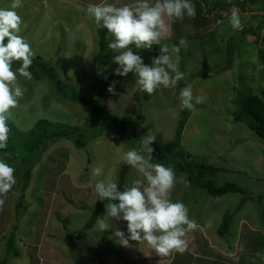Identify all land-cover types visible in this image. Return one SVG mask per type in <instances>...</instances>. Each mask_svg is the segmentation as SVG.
<instances>
[{
    "label": "rangeland",
    "instance_id": "1",
    "mask_svg": "<svg viewBox=\"0 0 264 264\" xmlns=\"http://www.w3.org/2000/svg\"><path fill=\"white\" fill-rule=\"evenodd\" d=\"M93 2L24 0L19 12L27 28L22 34L35 51L33 60L40 57L51 65L83 101L98 99L109 79L101 97L109 115L138 119L147 135L155 137L156 145L179 139L197 163L204 161L217 168L218 183H235L244 195L214 198L194 185L185 195L187 176L176 171L184 182L176 183L171 198L182 200L198 224L188 233V251L182 254L159 257L136 241H130L132 247L127 248L116 244L113 229L102 232L95 225L84 230L97 204L95 180L104 178H92L91 168L102 166L106 174L112 170L115 181L121 186L127 184L135 172L119 157L130 148L116 132L105 130L84 150L77 149L72 140L60 139L47 144L33 159L23 146L38 121L63 123L71 137L87 138L98 135L99 123L86 106L66 100L50 80L20 78L26 92L12 110L3 157L16 169V184L0 208L1 222L2 215L7 216L4 227L1 225L0 258L7 259L2 264H264V253L259 249L264 240V140L232 115L244 95L252 93L264 101V0H232L244 21L243 31L236 32L227 22L228 0H193L196 16L174 20L175 27L169 21L172 29L162 41L172 45L180 38L186 40L178 55L180 70L187 75L176 86L162 88L151 97L134 85L132 73L127 77L115 75L114 53L101 72L96 59L99 32L86 15L87 4ZM9 3L0 0V6ZM159 47L154 45L151 52L142 53L146 63L149 56L159 54ZM113 81L115 94L108 91ZM189 83L194 96L204 97L205 102L193 110H181L178 93ZM185 115L188 118L184 122ZM180 164L185 165L186 160ZM26 176H30V184L24 190ZM226 212L233 215V224L228 234L220 237L217 231ZM113 223L126 232V222ZM76 234L81 238L72 246L68 238ZM103 236L122 252L117 261ZM241 245L243 253L239 251Z\"/></svg>",
    "mask_w": 264,
    "mask_h": 264
},
{
    "label": "clouds",
    "instance_id": "2",
    "mask_svg": "<svg viewBox=\"0 0 264 264\" xmlns=\"http://www.w3.org/2000/svg\"><path fill=\"white\" fill-rule=\"evenodd\" d=\"M228 3L230 28L234 32L243 31L240 8L232 0ZM23 7L24 0H10L7 6H0V208L16 184V169L3 158L9 142L8 122L12 110L25 96L26 88L20 78L32 80L30 69L35 56L32 44L22 34L27 28L19 12ZM196 14L193 0H95L86 7L87 19L97 29L106 30L108 48L115 54L112 57L117 65L115 75L127 77L132 73L134 85L150 97L185 79L187 74L180 70L178 54L186 47V40L180 38L172 45L162 41L168 37L169 21ZM154 45H160L159 54L149 56L146 63L142 53L151 52ZM15 62L19 66L14 68ZM115 85L113 81L108 86L110 93L115 94ZM178 99L181 110H193L205 102L204 97L194 96L190 83L179 90ZM154 140L155 137L147 136L137 147L120 154L119 159L135 172L123 186L112 178V170L106 174L102 166L91 168L92 178L104 177L94 184L97 201L104 202V214L97 216L96 227L102 232L113 229V241L122 247H132L130 241H136L157 256L168 257L174 252L188 251V233L198 224L190 218L189 208L182 200L171 198L176 183L184 179L177 176L173 167L154 162ZM114 220L126 222V232L117 228ZM239 251H245L242 245Z\"/></svg>",
    "mask_w": 264,
    "mask_h": 264
},
{
    "label": "trees",
    "instance_id": "3",
    "mask_svg": "<svg viewBox=\"0 0 264 264\" xmlns=\"http://www.w3.org/2000/svg\"><path fill=\"white\" fill-rule=\"evenodd\" d=\"M216 10L217 8L215 9V11ZM209 14H211V11H209ZM215 19L216 18L214 17V20ZM98 32L100 37V49L96 59L101 72H103L109 61V57L112 54V50L108 48L106 30L98 29ZM18 66L19 62H15L13 65L14 68ZM30 71L32 72V80H50L56 85V88L66 100L68 99L73 103H79L86 106V108L92 111L95 119L99 123V126L97 127L99 129L97 131L98 135H94V138L93 136L92 138H87V136L71 137L68 132V126L63 123H51L46 120L38 121L29 132L28 144L26 146H23L31 153L33 159L40 153L42 149H45L49 144L53 143L54 141H59L60 139L72 140L77 149L84 150L88 146L91 139H95L96 137L103 135V131L105 130L116 132L121 141L129 148L133 147L135 144L139 143L140 140L148 136L147 133L143 130L138 119L128 121L125 119H117L116 117L108 114V107L102 101L101 97L102 93H104V91L106 90L107 85L105 86V84L108 83L109 79H107L108 81L103 84L104 86L101 88V96L99 95L98 99L87 102L83 101L77 95V92L74 88L62 82L58 77L56 70L48 63H45L42 58L38 57L33 60ZM232 115L237 122L243 123L248 127L249 130L253 131L262 140H264V101L259 96L252 93L244 95L239 100L238 107L235 111H233ZM187 118L188 116L185 115L184 122L187 121ZM81 140L82 142H80ZM153 147L155 149L153 153L154 162H160L165 165L174 167L175 171H177L178 173H184L187 176L188 186L185 195L189 194L188 187L191 185H194V187L202 190L204 193H206V195L214 198H223L231 194L244 195L243 189L237 186L235 183H218L217 168L205 163L204 161L197 163L189 153L184 151L179 139L176 142H170L163 145H156L155 143H153ZM91 160L92 159L90 158L88 159V161L90 162ZM181 160H186V164H180ZM197 179L198 181L196 182L195 180ZM29 184L30 176H26L24 181V190L29 187ZM103 212L104 202L97 201L96 208L93 210L92 216L86 223L84 230H92L96 225L97 216H101ZM233 218V215L226 212L223 217L221 226L217 231L220 237H224L228 234L233 224ZM17 230L18 227L14 229V233H16ZM80 238V234H76V236H69L68 243L72 246H75L76 240ZM11 239H14V235H12L10 240ZM102 241L106 245H108V248L111 251V255H115L113 259L115 258V260L117 261L121 258L122 252H118L119 249L111 242V240L103 236ZM12 243L13 241L10 243L11 248ZM259 249H261L264 253V240L260 242ZM15 254L18 256L19 252L16 250Z\"/></svg>",
    "mask_w": 264,
    "mask_h": 264
},
{
    "label": "crops",
    "instance_id": "4",
    "mask_svg": "<svg viewBox=\"0 0 264 264\" xmlns=\"http://www.w3.org/2000/svg\"><path fill=\"white\" fill-rule=\"evenodd\" d=\"M88 4H89V3H88ZM88 4H87V5H88ZM214 15H215V14H214ZM169 24L171 25L170 22H169ZM173 24H175L174 20L172 21V25H173ZM173 26H174V25H173ZM174 27H175V26H174ZM171 29H172V26H171L170 30H171ZM6 213H7V212H6ZM5 216H6V215H2V217H1V218H2V222H1V220H0V235H1V232L4 230V229L1 230V225H2V223H4V220L6 219ZM6 217H7V216H6ZM2 226L4 227V225H2ZM0 237H1V236H0ZM5 262H7V259H6V258H2V259L0 258V264L5 263Z\"/></svg>",
    "mask_w": 264,
    "mask_h": 264
}]
</instances>
